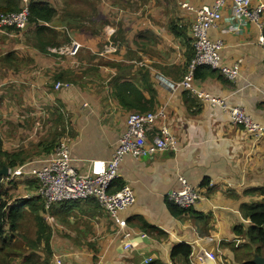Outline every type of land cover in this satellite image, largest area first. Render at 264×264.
I'll return each mask as SVG.
<instances>
[{
    "label": "crops",
    "instance_id": "obj_1",
    "mask_svg": "<svg viewBox=\"0 0 264 264\" xmlns=\"http://www.w3.org/2000/svg\"><path fill=\"white\" fill-rule=\"evenodd\" d=\"M4 1L0 0V6ZM41 1L58 13L47 29L29 25L23 31L0 30L2 150L26 151L21 166L27 171L42 167L54 151L45 153L41 142L52 139L49 134L63 126L49 124L58 119V113L67 117L65 134L73 167L80 175L90 174V161L111 158L131 112L163 110L164 123L177 141L175 151L123 159L118 181L129 185L135 203L118 213V223L94 200L53 208L54 222L43 218L51 237L48 264H54V257L63 264H144L147 259H151L148 264H240L253 258V246L234 229L249 228L245 207L264 198V136L255 141L217 108L195 100L183 89L171 91L158 79L161 76L170 83L182 79L193 57L189 7H211L216 0ZM260 1L264 3L252 0V5ZM231 13L228 3L209 38L222 41L223 63L239 62V77L231 84L217 73L205 75L210 71L201 68L194 87L242 108L264 127L260 32L251 23L236 27ZM52 34L56 36L51 38ZM71 34L80 45L77 55L49 53L48 45L54 42L69 47ZM105 45L113 51L104 54ZM43 47L46 53L41 52ZM58 82L67 85L55 90ZM127 86L130 93L120 92L124 107L116 92ZM39 125L44 128L37 129ZM178 177L198 187L204 198L175 217L167 209V195L178 188ZM33 183L26 176L15 181L25 190ZM115 189L114 183L111 192ZM28 223L26 219L22 235ZM36 236L34 232L23 237L33 241ZM19 240L18 254L10 264H25L31 254L39 259L36 264L44 260L42 245L32 251ZM179 245L191 248L188 258L172 256Z\"/></svg>",
    "mask_w": 264,
    "mask_h": 264
},
{
    "label": "built area",
    "instance_id": "obj_2",
    "mask_svg": "<svg viewBox=\"0 0 264 264\" xmlns=\"http://www.w3.org/2000/svg\"><path fill=\"white\" fill-rule=\"evenodd\" d=\"M20 10L16 13H0V30L23 31L28 27L30 0H19ZM231 5V19L236 27L245 23L256 26L260 32L257 44L264 49V3L258 2L252 5V0H216L211 7L194 9L189 7L192 13L190 24V40L193 49V57L186 66L185 73L178 83H170L158 76L169 90L183 89L191 97L206 103L211 108H217L226 114L229 122L241 127L243 131L251 135L255 141L264 136V127L244 112L240 107L227 105L224 99L214 97L208 93L197 90L194 87L195 72L201 68H207L221 76L228 83H235L240 74L239 62L225 64L221 59V50L224 45L220 40H211L209 32L213 30L222 19L221 11L227 5ZM185 7V5H180ZM113 34L111 30L110 36ZM110 41L107 39V42ZM80 45L71 39L69 47L49 49V53L58 56H75ZM113 51L111 45H105L104 54ZM67 84L56 83L55 90H60ZM66 115V114H65ZM64 116V114H63ZM166 115L163 110L157 112L138 113L131 112L125 120V130L117 141L113 154L108 161H90V174L80 175L73 164L74 159L70 154V141L67 133L61 137L53 155L43 161V166L27 171L24 166L8 169L6 177L0 178V187H10L22 177H28L36 186L24 193L21 200L30 202L40 200L43 205V214L48 222L53 223L50 212L53 208L65 202H85L94 200L104 212L118 223V213L126 211L135 203V195L129 185H122L117 191L111 192L115 181L118 180V168L126 156L135 160L146 156H152L164 151L177 150V141L168 131L164 121ZM162 122L161 126L154 129L155 125ZM65 131H68L67 117L64 121ZM155 131V133L149 134ZM178 188L167 195L170 203L185 212L193 209L201 200L203 194L198 187L191 186L183 177H178ZM12 204V201L10 202ZM10 205V204H8ZM123 226V223H119ZM210 260H215L205 253ZM151 262L147 259L144 264ZM54 264H63L60 257H54Z\"/></svg>",
    "mask_w": 264,
    "mask_h": 264
},
{
    "label": "trees",
    "instance_id": "obj_3",
    "mask_svg": "<svg viewBox=\"0 0 264 264\" xmlns=\"http://www.w3.org/2000/svg\"><path fill=\"white\" fill-rule=\"evenodd\" d=\"M20 10V1L19 0H5L3 5L0 6V13H16ZM29 18L28 26L32 25L40 30L47 29L50 26L51 21L57 16V10L50 6L49 3L42 2L41 0H30L28 5ZM12 30V29H9ZM17 31V30H14ZM55 34H52L51 38H54ZM57 44V45H55ZM61 45L59 43L50 44L48 47L58 48ZM46 47V46H45ZM45 47L41 48V52L46 53ZM60 47V46H59ZM209 70V69H208ZM199 69L195 72V77L198 75ZM205 75L213 74L214 71L209 70ZM71 76L70 74H68ZM58 80V79H57ZM57 82V81H56ZM121 91L130 93V86L122 87L116 92V98L122 106H124L125 98L121 95ZM125 107V106H124ZM53 115V114H51ZM58 119L56 121H50L49 124L60 126L62 123V128L58 131L55 128L53 132L49 134L48 137L52 139H45L41 143L44 144V152L54 151L59 143L60 135L65 133L64 121L65 117L58 113ZM51 128H54L51 126ZM54 135V136H53ZM60 137V138H59ZM49 140H52L50 143ZM49 141V142H47ZM27 152L20 153H8L2 150V140L0 136V169L2 167H7L8 169H13L19 167L25 163ZM116 189L121 188L123 183L115 181ZM15 186V183L11 187ZM36 186L35 183L28 185V190L33 189ZM114 190V191H115ZM27 191V190H26ZM16 200V202H15ZM12 201V204L10 203ZM65 202L62 204H67ZM10 204V205H8ZM25 207L28 208V212H25ZM167 209L169 213L175 217H180L184 213V210L178 209L176 206L170 204L167 201ZM39 210L43 211V205L40 200L34 201H24L21 199H13L10 194V187H0V264H10L12 259L18 254V237L20 238L19 242H24L25 247L32 251L38 250L42 245V251L45 255L44 260L40 264H48V260L51 256L49 249L50 244V234L49 229L45 225L44 220L39 218ZM188 212V211H187ZM244 217L250 222L249 228L243 232L241 229H234V232L237 235H242L246 242L249 245L253 246V257L259 256L264 257V198L258 203H254L245 207ZM26 219H29V222L35 227L36 238L31 241L23 237L25 235L21 234L22 226ZM15 240V241H14ZM191 254V248L188 245H179L172 250V256L181 255L185 258H188ZM250 260L242 262L240 264H254ZM39 262V259L36 258L34 254L29 256V259L24 260L25 264H36Z\"/></svg>",
    "mask_w": 264,
    "mask_h": 264
},
{
    "label": "rangeland",
    "instance_id": "obj_4",
    "mask_svg": "<svg viewBox=\"0 0 264 264\" xmlns=\"http://www.w3.org/2000/svg\"><path fill=\"white\" fill-rule=\"evenodd\" d=\"M73 38H74V34H71V39L74 40ZM74 41H76V40H74ZM46 117H48V116H45V118ZM33 125L35 127V125H36L35 122H34V124H32V126ZM41 125H42V123H41ZM41 125H39V127L37 129H40V127L44 128V126H41ZM67 137H69V136H67ZM14 151H15V149H14ZM22 189H23V186H19L18 184L17 185L15 184L14 187L13 186L12 187L10 186V194L12 195L13 199L21 198L24 195V193L26 192V190L23 189L25 191L22 192ZM38 215H39V218H41V219L44 218V214H43V211L42 210H39ZM23 232H24V230H23ZM34 232H35V228H34L33 224L29 222L27 224L26 228H25V236L28 235V236H31L32 237L34 235Z\"/></svg>",
    "mask_w": 264,
    "mask_h": 264
},
{
    "label": "water",
    "instance_id": "obj_5",
    "mask_svg": "<svg viewBox=\"0 0 264 264\" xmlns=\"http://www.w3.org/2000/svg\"><path fill=\"white\" fill-rule=\"evenodd\" d=\"M8 173V168L7 167H2L0 169V178L1 177H6ZM252 262L254 264H264V257H259V256H254L252 259Z\"/></svg>",
    "mask_w": 264,
    "mask_h": 264
}]
</instances>
